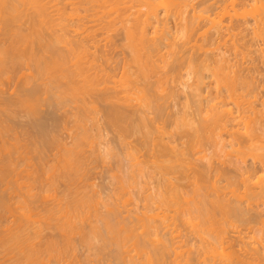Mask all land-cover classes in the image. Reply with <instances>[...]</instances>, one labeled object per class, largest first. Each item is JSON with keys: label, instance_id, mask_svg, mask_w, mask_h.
I'll use <instances>...</instances> for the list:
<instances>
[{"label": "bare ground", "instance_id": "obj_1", "mask_svg": "<svg viewBox=\"0 0 264 264\" xmlns=\"http://www.w3.org/2000/svg\"><path fill=\"white\" fill-rule=\"evenodd\" d=\"M62 1H65L63 3L64 6H62V3H61ZM62 1L61 0H0V25L2 24L1 25L2 28L0 29V33L3 32V34L9 38V40L7 39L8 40L7 43L0 44V73L1 74H3V73L8 74V72H10L9 73L10 75L12 73L15 74L14 72H16V69L19 68L20 66L23 67V64H25V65L27 64V66L31 67L30 65H32L31 63H33L34 68L32 69V67H33V65H32L31 69L32 70L35 69L37 74L41 76V77H38V79L42 78V80H40V82L44 80V83H46L47 82L46 80H48L46 78H48V77L50 78V75H52L53 71L57 70L56 71L57 72L56 79L54 78L55 80L50 81V79H49L46 86L43 82H41V84H39L40 83L39 82L37 85L33 86L32 89L29 90L30 92L27 91L28 92L27 93L25 91V93L21 92L22 94L18 93L19 95H17L18 97L15 98L16 100L12 99V102L14 104L12 102H9L11 100L7 101L8 100L7 97H6L7 100L5 102H2L3 96L2 97L0 96V98H2L1 104L3 106L6 105V107L4 109H2V111L4 110L3 111L4 113H5V111H9L10 106L8 108L7 104H10L11 106L12 105L16 106L15 104L19 103L21 106L23 104L24 106L29 108L28 110H30V111L27 110L26 112H31V108L33 110L35 108H37V106L41 102V98H43V99L45 98L44 95H42L44 97L41 96V94H43V93H41L42 88H43L42 87L43 84H44V87H46V89H45L46 93L44 92L45 95L46 94L49 95V93H47V92L50 90V93H53V94L55 93V96H56V94H58L56 98H57V100L59 99V101L60 100L65 101V100H67L66 99L67 97L69 99L72 96L71 97L72 100L74 99L75 101L74 100L73 101L78 103V106H77L78 108L75 107V109H79L75 113V116L77 115L76 116L77 118L75 119V121H72V122L70 121V122L72 124H73V122H74V124H75V122H77V124H75V129L77 130V128L79 126L80 128L81 127L83 128L82 129L83 131L80 132V128H78L79 131L78 130L77 131L79 133L78 132L75 133V131L73 132L74 142L72 143V140H71L72 146L69 144L70 146L68 147L65 144L67 142L66 141V142H64V145H66V146L61 147L62 149L60 152L62 154H60L61 159L59 158L60 159V164H59L60 167H58V166H57L58 168L56 167L59 170H55L52 175L50 173L49 176L51 175V180L48 179L50 181V184L52 186H55L56 182L59 179H62L64 181L68 180L67 182H71L72 180H74L75 183L78 182V180L82 177V172H84V170H86V169H84L85 168V162L84 161L86 159V156L83 155V152L85 149H87V148L90 149V147H91L92 154H94L99 159L102 158V156H103V155H101V151L99 149V146H97V144L99 142L97 143V139L95 138L96 136L92 134L93 136L90 137L92 132L90 131L91 133L89 132V135H88L89 129L88 128L86 129L87 123H85L86 125H83V123H82L84 120V117H82V116L86 115V113H88V112L93 111V109L95 110V108H96V106L93 105V103H92V106L93 107L95 106L94 108L91 105H89L90 103H87V98H89L92 95L97 96L98 98H101L105 101H112V100L115 101V99L118 100L119 98H121V101L123 100V105H120L121 108L118 107V105H117L118 103L120 104V101L119 102L115 101L117 103L116 104L117 106L113 105V103H115V102L110 103L111 105L109 107H107L108 103L105 105L106 106L105 107V112H106L105 116L107 115L106 116V117H108L107 120L109 119L112 124H115L116 126H118L117 128L120 129V130L119 129L118 130L121 132L120 135L123 136L125 139H127L126 137H128V136H129L128 138H130V135H133V134H138L141 136V146H144V148H146V150H148L150 152V153H148L147 156H149V154H151L150 155L151 160L149 161L147 158V161L150 162L148 164L151 165V163H152V166L154 167V169L159 170L160 173L162 174V178L163 177L164 178L161 181L162 178L159 176L161 178V179H159V182H158L159 184H157V186L159 185V187H158L159 189H157V187H155L156 190H158V191L154 190L155 191L154 193L156 195H153L154 193H151V192H149V193H151V195H149L147 193V191H144V193L145 192L147 193V195L145 194L146 197H144L145 195L143 196L144 197L143 201L145 200L144 201L145 204H143L144 210L142 211V209H141L139 211L138 207H137V210L140 213L137 210L134 211L135 214L137 212L138 215L137 214L135 215L133 213V215H135L134 217H136L135 220L132 216L133 220H131V218H130V221L128 220V222H127V220L125 221V219H122V220L118 219L115 221L114 216L116 217V215H113L114 211H112V209H111V212H112L111 215H113L112 216L113 219L110 218L111 215L109 216V214L108 215L105 214V210H104V214H103L101 207L104 205H102L101 199H100V197L102 195L99 193L101 195L99 197L98 194L95 195V192L93 193V195L90 194L91 192L85 193V192H89L92 188L89 189L88 191H85V192L80 191L82 188L78 189L77 186H75V188H72V185L75 184L72 182L73 184H71L70 188H68L69 191L67 193L65 192L66 193L65 196L67 198L66 202H64L62 204L61 202L58 201L61 205L58 206L59 204L57 205V203H56V206L59 207L58 209L56 208V211L53 209H51V210H53V211H51V210H48L46 208L48 210L47 215L46 214L41 215L43 212L41 213L40 210L38 211L41 213V214H39V216L41 218H39V219L37 218L38 219L37 223H38V221H45L46 225L48 227L56 228V229L59 228V230L61 231V234L63 236V237H61V235H60V237L64 239L62 243H60L59 241L54 240L52 238H50L52 240H48L46 238L47 239L46 243H41V242H43V240L40 241V243L42 245H40V243H38L36 241L39 238L41 240V237H43L44 226L43 227L41 226L37 230H34V229H32L33 225L31 226V228H29L30 226L27 225V223H25V221L26 222L29 221L28 219H30V221H31V218H30L31 214L33 216L36 212L34 214L30 213L28 215V213L31 212L28 209L32 208V207L30 208V205H29L31 200H29L30 202L28 203L26 201V199L23 197L24 200L22 199L23 201L21 203L19 210L22 209L24 216H21V215L20 216L25 217V219H23L21 222H19V224L16 221H14V223L15 222L17 223V225H15L17 227H13L14 223L12 224V226L10 225V227H8L9 225H7L5 227V228L8 227L7 230L11 229L12 227L13 228L11 229L12 231H8V233L6 231L7 234H5V229H4V234H2L0 236V238L2 237L1 240L3 239L4 241L7 238L6 242H4L3 240H2L3 243L0 242V246L2 248L4 247V249H5V250L3 249L2 251L0 250V255H2V254L5 255V253L7 251H9V252H7L9 254L12 251H13V253L15 251L16 252L18 251V253H16V254L14 253L15 256H11V254H13V253H11L10 255L9 254L6 255V256H10L13 259H15V262L17 259L18 262L16 264H44V263H46L45 262L46 258H47V260L49 259L48 261H50V263H52V260L50 259V257L55 258L56 260H57V258H59L58 260L61 261L62 258L64 259L63 255L66 252L65 250H67V251L70 250V252L72 251L71 255L74 254V255H72L74 258L75 253L77 252L76 247L79 248V246L75 245V241H76V240H74L75 233L79 234V233H82L84 231V229L87 230L86 227L82 226V225H84V223L82 224V222H84L85 219L87 220V219H89V217H91V215H88V214L93 211V209H91V208L95 207V209H94L95 212H93V214L95 213L94 217H96V214H97V216H99L98 218L100 221L97 220L96 222H92V223L97 224V223L101 222L102 226L100 224L93 226V224H92L90 226V228L93 226V228H91L93 231L88 230V232H90L91 234L93 233V236L96 235L95 236L96 240H94V241L101 242L100 244H96V246L101 245L99 248H101V250H103V251L108 250V248L110 249L109 246L113 247L112 244H115L114 247L117 248L116 249L117 253H114V254L116 255L117 261L122 260V261H120L121 263L123 262L124 264H168L167 262H170L171 260H168L167 257H169V254L172 253L171 251H173L174 246L176 244H178L179 242L181 243L182 240L180 241V238L181 239H183L182 237L185 238V236L180 235V234H182V232H183L182 230H184L183 228L185 227V230L187 231V232H185L186 233L185 235H186V239H187L188 243H190V240H191V243H193V240H195V242L198 240L197 241V242H199L198 247L200 246V248L198 249V247L196 248L194 246L196 249L193 250L191 243L188 246H185L187 242L185 241V239H183L185 241V244L182 241L184 245L182 247L179 245L175 246V251H178V252H174L175 254L172 253L174 255L172 263H174V264H264V212H263L264 210L262 211V208L260 209V207L263 206V205L260 206V204H262V203L264 204V114L262 112V115H261V111H259V109H257V105L259 102L261 103L260 100L262 98L261 94L259 95L260 91L257 92L258 88L255 85V83L258 84V82L256 80H254L255 78L253 76L255 74L253 75V73H248L249 76L253 75L252 76L253 80H251L250 79L251 77L249 79L245 78L241 74H238L235 69H233V65L231 63L232 61L230 60L231 62H229L230 57H228L227 59L225 58L226 56H228V54L231 55V53H229L228 50H227L228 54H226V52H223L226 54V56L223 53L219 54V52H222L221 49L219 50V52L217 51L218 54L215 52V56H213L214 53L212 55H210L211 53H209V51L207 53L209 55H205L207 50L210 49L208 47L210 46L211 43H212L211 44V46H212L213 44H216L214 41H216V42L217 41H223L222 39H224L226 36L232 38V40H233V38L236 39L237 37L241 36L238 38L240 40V42H241V39L243 41V42H241V44L243 43L242 45H244V46H242L241 48L243 49V47H244V49L249 52L250 51L249 47L253 46L251 41L247 42V46L244 43L245 41H247L248 35L250 36V33H248V32H252V34H251L252 36H254L253 34H255L256 37H257V34H258V36L259 35H262V37L264 36V6L260 7L262 5V3H264V0H193V1H195V3H190L191 0H188V1L184 0L185 2L187 1L186 5H184L185 2L180 0L183 2L182 4L185 7L184 11H183L184 8H182L181 4H179L181 2H178V0H164V1L163 0L162 1L161 0H62ZM258 3H261V5ZM67 6H71V8H68L69 10L71 9V12H66ZM160 6H161V8H160ZM163 7L165 8L164 9L165 12L163 14V17L160 19L159 18V15H160L159 11H161V9ZM186 8L187 9L189 8V9L186 10ZM50 9H52V10H50ZM53 10L56 12V15H58L57 17H59V18H60V16H61V18L63 16V18L65 19V16L66 17L68 16V18L70 16V19L72 21L77 20V22H80L81 25L75 21L77 27L73 26L74 31H73V29L69 28L71 26H67L71 31H73L76 34L75 35L76 37L71 36L72 37L71 38L70 35L68 34V32L70 30H68V28H67L66 30L68 32H66V30L64 29L65 32H63L62 34H58V32H55L57 34L55 35V33H54L55 37H53V39L51 38V36H48L51 39L47 38L46 34L44 33V28L46 29L47 21L51 18L50 12L52 13ZM80 10L83 11L84 15H81L82 12ZM66 13H67V15H66ZM173 14L176 15L178 20L180 21L181 27L179 28V31H177V32H179V34L181 33L185 37L184 39H187L186 41L184 40V42H183V40H181V38L183 39V36H181V34H180V36H181L180 40L181 41L178 40V42H177V38L179 39V36H178L179 34L177 33L178 34L177 35L176 32L173 31V29L171 27H167V24H169L168 26H171L170 21L168 22V18L171 17L170 19H172ZM164 16H165V18H164ZM70 19H69V21H70ZM82 20H85V21H83L84 23L82 22L83 25L81 23ZM65 22H67V21L65 20ZM85 22L86 23L92 22L93 24L96 23V24H94L95 26L93 25L95 28L93 33H95V30H98L99 27L101 29L102 28L104 29V26H105V28H106V26H108L109 29H107V31L109 30L108 32H110V28L113 27L114 29H116L119 26L118 29L121 30L123 40L121 41L120 45L117 46L115 44V46H116L115 48L117 49V51L119 50L118 52H122L124 54V55L121 54L123 57L125 55H128V53H129V57L125 56L124 58L122 57L123 60L122 59L120 60V58L114 59L112 56H109V53H107V52L111 53L112 51L110 49H109L110 50L109 51L107 49V47L105 48V46L108 45L107 43H109L110 40H108V42L104 41L105 38L103 40L102 37H101V39L105 42L104 43L105 45L104 44L103 45L101 44V45L104 46L105 50H108L107 52H105V50L103 49V51H104L103 54H105V56H102L103 54H101V56H100V55H97L96 53L92 52L94 50H91V48L89 46L90 41L93 42V45L95 43L96 46L94 45V47L98 46L96 48L97 50L99 47H101V45H100L98 40L97 41L94 40V39H96L93 36L95 34L91 33L87 29V26L89 27L91 25H89L88 23H87L88 25H86ZM160 22H161V24L158 25V23H160ZM57 23L59 24L60 22L56 21V24ZM53 24H54V22H53ZM56 24H54V26ZM98 24H99V26H98ZM155 24L158 25L157 26L158 28L164 29L165 33L169 34V35H167L166 37L165 36H163V37L159 36L158 37V36H155V35H157V33L155 32V35L152 37L151 35L153 33H150V28H153V26ZM67 25H69V24H67ZM85 25H86V29L88 31L85 28H83V26L85 27ZM100 25H102L103 27ZM162 25L164 26V28L162 27ZM177 25L179 27V23ZM75 28H76V30H75ZM82 28L85 29V33H87V35L82 36L85 33L84 32L80 33V31L78 32V30L79 29L81 30ZM89 28H92V26ZM158 28H156V29H158ZM166 28H168V30ZM169 28H170V31H169ZM201 28H203V29L206 28L204 33L207 36L201 32L202 34L198 37L201 38L202 35H205L207 37L206 41H208L210 43V44H208L209 46L207 45L208 49H205L206 52L204 51L205 52L204 54H202L203 51L201 52L200 50H197L198 48L197 49L195 48V44H194L195 40H193L194 37L196 36V35H194V33L197 32L199 29L202 30ZM92 29H90V30H92ZM154 29H155V27H154ZM52 30H54V28ZM166 30H167V32H166ZM176 30H178V29L176 28ZM111 31H112V29H111ZM155 31L158 32V30H155ZM172 31L175 33V35L177 37H175V35L172 34ZM59 32H61V31H59ZM113 32H114V30H113ZM246 32L248 35L245 34ZM50 33H51V31H50ZM89 33H91L93 35H91ZM115 33H113V34H115ZM199 33L200 32L198 31L197 34L199 35ZM103 34H105V32ZM72 35H74V34H72ZM192 35H194V37ZM244 35H247V38H245ZM1 37L4 38L5 36L1 35L0 38ZM95 37H97V36H95ZM191 37H193L192 40L194 41V43H193L194 47L193 48L190 47V45L192 44V41H190ZM226 38H225L226 45H229V42H228L229 39L227 40ZM243 38L246 40H243ZM101 39H99V40H101ZM108 39H109V37H108ZM110 39L112 40V38H110ZM163 39H164V41H167V42L165 43L164 41H162ZM238 39L235 40V42L237 41L236 42L237 45L240 44L238 42L239 41ZM0 41H2V40H0ZM110 42L112 43L113 41H110ZM163 42H164V45H163ZM175 42H177V43H175ZM180 42H181V44H180ZM235 42L233 41V44L231 42L230 45L232 44L233 46H236L235 48L239 49L237 47V45L235 44ZM249 42L251 44H249ZM91 43H90V45H91ZM178 43H179V45H177ZM60 44H64V45H62V46H65L64 50L62 49ZM248 44L251 46H249ZM58 45H60L61 51H60V49H58V47H59ZM161 45H162V47H161ZM188 45L190 48L188 47ZM197 45H198V43H197ZM202 45L204 46V43L201 44L200 47ZM112 46L114 48V44L113 45L111 44V47ZM166 47L171 48V49H169L170 54L168 53V51H167L168 49H166ZM102 48L103 47H101L99 50L102 51ZM108 48H110V47H108ZM113 48H112V50H113ZM162 48H165L166 50H164V49L162 50ZM205 48H206V46H205ZM219 48H220V46H219ZM219 48H217V49H219ZM232 48H234V47H232ZM121 49H123L124 51H121ZM237 49H235V50L237 51ZM114 50H113V52H114ZM189 50H190V52H189ZM191 50L193 51V53H191ZM194 50L200 51V54H202L205 58H203L199 54V52L198 53H197V51L194 52ZM211 50H213V49H211ZM239 50H241V49H239ZM161 51H164V52L166 51L169 55H171L170 64L168 67L169 68L168 72H167V70H165L166 71L165 72L163 67H159L160 64L163 62L162 59H164L163 54H162L164 52L161 53ZM215 51H216V49H215ZM231 51H233V50H231ZM99 52H98V54H99ZM125 52L127 54H125ZM166 52L164 53V56H167ZM242 52L245 53V56L249 55V53L244 52L243 50L241 51V54H242ZM194 53H196L198 55L195 54L196 55L195 56ZM115 54L117 55V53H115ZM241 54H239V55H241ZM112 55H113V53H112ZM208 56H213V57L208 58ZM260 56H262V54ZM161 57H162V59H160ZM243 58L245 59L246 57H243ZM262 58H263V56H262ZM166 59H167V57H165V60ZM159 60H161V63L157 62ZM165 60H164V63L166 62ZM167 60H169V58ZM171 60H173V61H171ZM227 60H228V62H227ZM239 61H236V62L238 63ZM186 62L189 65H187V66L185 65L184 66L185 70H182V72H181V69H182L184 63H186ZM166 63L168 64L169 61ZM229 63H231L232 66L229 65ZM246 64H248V63L246 62ZM213 65H215V66H213ZM239 65H242V64H239ZM239 65H238V67H239ZM251 65H252V63H251ZM27 66H26V68H27ZM161 66H162V64H161ZM165 66L167 67L168 65L164 64V68H166ZM117 67H119V68H117ZM186 67L188 70L186 69ZM159 68H161L160 71H159ZM244 68H246L247 72H249L248 69H250L251 67H248V66L245 67L244 66ZM254 68H256V65ZM116 69L119 70L118 73H117ZM162 69L164 71L163 73H162ZM253 69H250L251 72L254 71ZM242 70L244 72V69H242ZM246 70H245V72H246ZM183 71L184 72L186 71V74ZM208 71H210L212 74L211 78L214 77V80L211 79L212 82H210V83L206 82L207 80H206L205 74H207ZM28 73H30V71ZM182 73H184V75H181ZM31 74H32V72H31ZM46 74L48 77L46 76ZM48 74H50V75H48ZM118 75H119V77L121 76V79L118 77ZM29 76H31V75H29ZM8 77H10V76H8ZM44 77H46V78H44ZM116 77H118L119 79ZM176 77L177 78L180 77V80L178 78L179 81H177L175 79ZM185 77L188 80H191L190 82H188L186 80L188 82V84H187V88L186 89L184 88V89L185 90H191L190 92H187L189 94L191 93V95L189 96V94H188L187 97L188 98L190 97L189 101L191 100V97H192L191 102L196 108V112L194 110V112L196 113V116H197L196 118L194 116V117L189 119L188 118L189 116L186 115L185 113H182V115L180 117H177L178 112L176 113L172 109H170V110H172L170 112L167 111V108L169 110V108H170L169 106L171 104L168 103V104H170L169 106L165 104L166 101L168 100V98H171V97H173V99L175 98L174 97L175 96L174 90L171 89L173 87V85L169 89V86H171L170 81L172 80V82H174V80H175L177 82H181V85H182V82L185 81V79H186ZM11 78H12V76H11ZM31 78H32V82H33V79L37 80L35 78V76L34 77L31 76ZM183 78H184V80H183ZM8 79H10V78H8ZM181 79H182V81H181ZM101 80L103 82H105V84L103 83L104 85L102 84V82L100 84ZM118 80H122L121 83H119L120 81H118ZM28 81H31V80H28ZM28 81L26 84L29 83ZM38 81L39 80H37V82ZM108 81H109L110 85H113V87L108 86V84H109V83L107 84ZM253 81H255V82H253ZM115 82H117V84H115ZM30 83H29V85H30ZM112 83H114L115 85H118V86H115ZM33 84H36V82L35 83L33 82L30 86H27V87L31 88ZM65 84H66V86H65ZM101 85L104 86V88L106 85V87H108V89H112V92L106 88H105V90H108V92H105L104 88L102 87V91H104V92L101 93L100 92L101 91L100 90ZM176 85L178 86V84H176ZM183 86H184V82H183L182 87ZM182 87H180L179 89L184 90V89H182ZM184 87H186V86H184ZM261 87H262V85H261ZM29 88H26V89H29ZM173 88H175V87H173ZM209 88L211 91L210 92L208 91L209 92L208 93L207 90H209ZM26 89H24V90H26ZM53 90H55V92H53ZM176 90H177V87H176ZM204 90H206L205 93H204ZM19 91H21V90H19ZM109 91L111 93H109ZM187 93H185V94L187 95ZM206 93L211 96V97L209 96L210 97L209 99L207 98ZM202 95H203L204 99L205 98L208 99V102L206 103V105L203 104V101L205 102V100L201 99V98H203ZM55 96L53 95V98H55ZM262 96H264V95H262ZM187 97H186V99H188ZM49 99L51 100V96ZM92 99H95V97ZM45 100H48V99L45 98ZM50 100H48V101H50ZM161 100H163V101H161ZM262 100H264V99H262ZM52 101L57 102V101H55V99H53ZM61 101H60V103L63 104V102H61ZM45 102H44V104H46ZM68 102L72 103V101H70V100ZM124 102H126V103L124 104ZM58 103H56V104L58 105ZM66 103H67V101H66ZM97 103H94V104H96V105L100 104V102L98 104ZM76 104H75V106H76ZM2 105H1V107H2ZM40 105L42 106V104H40ZM68 105H69V103H68ZM124 105H125V108H124ZM21 106H20V108H21ZM50 106H53V104ZM54 106H56V105H54ZM59 107H60V104H59ZM63 107H65L64 104H63ZM56 108H58V107H56ZM89 108L91 109V111ZM100 108H102L101 112L103 111V113H104V110H103L104 106L103 107L101 106ZM37 109H39V108H37ZM97 109H99V107H97ZM97 109L95 111H97ZM53 110H55V109H53ZM191 111H192L191 114H193V110H191ZM18 112H20V110ZM36 113H38V111H36ZM55 113H57V112H55ZM195 113H194V115H195ZM28 114H30V113H28ZM65 114H67V113H65ZM89 114L91 116V114H93V113H89ZM69 116L71 117L73 115L69 113ZM75 116H73V117L75 118ZM79 117L83 118V119H80ZM85 118H91V117H88V114H87ZM95 118H96V116H95ZM156 118L163 120V123H162L163 126L155 125V123L158 122ZM84 121L86 122L87 120H84ZM93 121H94V118H93ZM55 122L59 123L58 120H55ZM95 122H96V120H95ZM105 122L107 124V121H105ZM164 123L166 125H164ZM79 124H81V125H79ZM108 124H109V122H108ZM240 124L241 125L244 124V129H245L244 131L241 130L242 128L240 129V127H241ZM10 125H12V124L9 123V125H8V123L5 121V119H4V121H2V120L0 121V138H1L0 140H1V142L3 141L2 146H4V147L5 146H12L10 148H12V149L15 148V150L18 151L19 147H21V145H22L19 141V138L15 137V139L18 138V139H16V141L18 140L17 142H12L10 138H9L10 140H7V137H8L6 135L7 132H9L11 130L14 132V130H15L14 128H13L14 129L13 130ZM115 125H113L114 129H115ZM35 126H36V128H35L36 134L38 135L37 131L38 132L40 131L39 134L41 133L40 138H42V139H40V138L39 139L41 140V143L43 144V146H46V145L50 146L52 139L51 140L49 139L50 130H47L48 127H46L45 122L42 123V121H41L40 124L37 123V124H35ZM109 126L111 127V124H109ZM113 126H112V128H113ZM37 127L39 130L37 129ZM60 127H62V126L60 125ZM73 127H74V125H73ZM73 127H71L72 130H74ZM154 128H155V130L153 131ZM51 130H52V128H51ZM109 130H111V129L109 128ZM156 131H157V133L159 132V134H161V135H159V137L157 136L158 134L156 136L153 135L154 132H156ZM52 132L55 133L56 131L54 130ZM71 132L72 131H70L69 133H71ZM10 133L11 132H9L8 134H10ZM73 134L71 133V138L73 137ZM166 135H167L168 140L165 138ZM12 136H14V135L12 134ZM52 136H53V134H52ZM98 136L100 137V135H98ZM32 137L38 139L37 136L34 137V135H32ZM67 137H68V134H67ZM50 138H51V136H50ZM53 138H55V137H53ZM91 138H92V140L90 141ZM101 138H102V134H101ZM118 138L120 139L121 137L118 136ZM135 138L138 139V137H135ZM33 140H32L33 143L34 142L36 143L35 144L36 150H38L40 148V146H37L38 141L36 142L35 139H33ZM55 140H56V138H55ZM116 140H117V138H116ZM133 140H132V142H134ZM86 141L88 142V144L85 143ZM118 141H120V140H118ZM18 142H19L20 146H18ZM27 143H25V144H27ZM95 143H97V144L95 145ZM86 144L88 145L87 148L84 147V146H86ZM120 144L121 143L119 142L118 146H121ZM125 144H127V143H125ZM207 144L217 148L221 153L223 152L222 154H224V156H226V154L224 152H227V155H229V157H228V162L227 161H225L226 163L223 162L225 164V166L218 164V166H222V167H215L213 165L214 161H212V155L213 154L211 155V157L210 156L209 157H207V156L203 157V158L207 159V161H205V162L203 161L204 162L203 166H201L202 164L197 166V163L195 161H194L195 163L193 162L192 156H195V154H197V153H202V151H201L202 146H205ZM106 145H104V146H106ZM115 145H116V143H115ZM136 145L135 146L131 145V147H130V145L124 146L125 155L129 159V161H128V162H130L129 164H131V166L129 165L131 168L127 164V167H129L128 170L130 173L128 172V174H126L127 173V170H126V173H125L126 175H119L118 174L119 175V178H117L118 183L116 182L117 184L120 185V189L122 192L121 197L126 202L124 204V201H123V204L125 205V206H123L124 208L122 207L123 209L127 208L126 204L135 205V203H133L135 201V199L132 195L133 191L132 192H129V191L133 190L130 187L131 186L133 187V185L136 183V180L140 181V183H141V180L136 179V174H137L136 172H138V175L141 177L142 176L145 177L144 174H146L144 164H147L146 163L147 161H145L144 164H143V162H141V161H143L142 160L143 158L140 160L141 156L138 154V147H137V149H135ZM33 146H34V144H33ZM179 146H181V147L179 148ZM107 147H108V145H107ZM228 147L233 149V151L232 150L226 151ZM0 148H2V147H0ZM108 148H107V152H108ZM116 149H118V148L116 147ZM120 150H122V149H120ZM8 152L9 151H7V153ZM11 153H12V151H11ZM104 153L106 154L105 151H104ZM117 153H119V152H117ZM139 153H142V151H139ZM231 154H234V155H231ZM125 155H124V157H126ZM90 156H92L94 158L93 155H90ZM10 157L11 156L9 155V158L7 157L8 159H6L4 162L1 161V163H3V164H1V166H0V177L3 176L2 178H4V174L6 172H8L9 169H11V167H13L12 165H15L14 159H12V157L11 158ZM119 157L121 158V156H119ZM191 157H192V159H191ZM220 157L222 158V155ZM109 158H107V159H109ZM116 158H117V156H116ZM145 158H146V153H145ZM250 158L252 159V162L250 161L251 163L248 164L249 163L248 160ZM0 159H3V158H0ZM114 159L115 158H113V160ZM88 160L90 161V159H88ZM110 160H111V158H110ZM105 161H108V160H105ZM108 162H110V161H108ZM199 162H198V164H200ZM219 163H221V162L219 161ZM86 164H88V162ZM105 164H106V162H105ZM102 165H103V163H102ZM147 165H146V167H147ZM215 165H217V164H215ZM152 166H151V168H152ZM134 167H137V169L135 168V170H134ZM123 168H125V167H123ZM147 169H148V167H147ZM154 169H152V171ZM43 170H42V172H43ZM119 170H120V168H119ZM114 171L112 172V174L116 175L117 173H114ZM45 172L47 173L48 171H45ZM123 172H125V171H123ZM9 173L11 174V170ZM9 173L7 175H9L8 177L10 179H12ZM44 173H43V175H46ZM147 174H149L151 176L150 173H147ZM41 175L42 174H40V177L34 178V180L38 181L39 184L41 183L43 185L44 182H42V181L46 180L48 177L45 176L46 179H43L45 177H42ZM83 176H85V175H83ZM87 176H88V174H87ZM83 178H85V177H83ZM17 179H15V181ZM86 179L88 181V177ZM216 179H218V181ZM21 180L23 181V179H21ZM219 181H222L221 183L223 185L220 184ZM24 183H26V182L24 181ZM7 184L9 185V183H7ZM7 184L5 183L6 186H7ZM11 184H12V182H11ZM23 184L21 183L20 185H23ZM92 184H94V183H92ZM92 184H91V186L93 187ZM136 184H135V186H137ZM20 185H18V186L21 187ZM46 185H48V183L45 184V186ZM77 185H78V183H77ZM80 185H81V182H80ZM86 185H87V183H86ZM119 185H116V186H119ZM27 186H28V184H27ZM52 186L49 185V187L47 189L46 188H43V189L41 188V189L42 190H44V189L49 190V188H51ZM68 186H69V184H68ZM187 186H188V188H190L189 191H186ZM34 187L35 186L33 185V187H31V188L29 187V188L34 191ZM63 187H65V186L63 185ZM73 187H74V185H73ZM96 187H97V185H96ZM96 187H94V188H96ZM7 188H8V186H7ZM39 188H40V185H39ZM87 188L88 187H86V189ZM1 189H0V191H1ZM4 189H6V188L4 187ZM25 189L27 190V188H25ZM35 189H37V187ZM62 189H64V188H62ZM97 189H98V187H97ZM120 189H118L116 191L114 189V191L116 193H118V191H120ZM38 190H40V189H38ZM52 190L50 189L49 192H51ZM82 190H85V188ZM184 190H185V192H184ZM4 191H3V193H4ZM33 191H32V196L37 197L36 195H38L39 192L36 193L35 191L34 192ZM93 191L94 190H92V192ZM95 191L97 192L96 189H95ZM111 192H113V191L111 190ZM115 192H114V194H116ZM1 194L2 193H0V195ZM42 194L44 195V193H42ZM49 195H50V193H49ZM140 196H142V195H140ZM1 197H3V196L2 195L0 196V205H1L0 209L2 207H4L3 205H5V208H3V209L8 210L7 208H9V207H7L6 205H8L9 202H7V204L4 202V201H8V200H5L4 197L3 198H1ZM29 197H31V196H29ZM114 197H115V195H114ZM117 197H119V196H117ZM44 198H46L48 200V198H50V197H44ZM42 199H43V197H42ZM114 199H113V203L115 202ZM105 200H107V199H105ZM105 200H104V202H106ZM141 200H140V202H141ZM102 201H103V198H102ZM107 201H110V200L108 199ZM120 201L116 200L117 203H119ZM33 203L36 204L35 202H33ZM33 203H32V205H33ZM100 203H101V207H100ZM107 203H109V202H107ZM107 203H105V205L108 206ZM54 204H55V202H54ZM115 204L116 203H114V205ZM123 204L119 203L118 205L122 206ZM36 205H38V204H36ZM42 205L43 204H41V206ZM98 205H99V208H98ZM112 205L113 204H111V206ZM129 205H127V206H129ZM8 206H10V205H8ZM49 206H50V204H49ZM109 207H110V205L106 208L107 211H108ZM116 207H118L117 204H116ZM135 207H136V205H135ZM44 208H45V206H44ZM129 208H130V206H129ZM49 209H50V207H49ZM117 209H119V208H117ZM133 209H135V208H132L131 210H133ZM114 210H115V208H114ZM100 211H101V213H100ZM126 211L128 212L127 209H126ZM111 212H109V213H111ZM116 212H118V211H116ZM0 213H1V211H0ZM86 213H88V214H86ZM120 214L121 213H119V215ZM16 215L18 216V214H16ZM84 215H85V218L83 219ZM124 215H126V214L124 213ZM0 216H3V215H0ZM10 216H12V215H10ZM17 216L15 217L13 215L14 218H17ZM34 218H35V216H34ZM32 220H33V218H32ZM94 220L95 219H93V221ZM5 221L8 222L9 219H8V221L7 220H5ZM86 222H88V221H86ZM89 222H91V220ZM40 223H42V222H40ZM39 224H37V225H39ZM242 224H243V228L245 227L244 229L247 230L246 235L242 233V230H243ZM3 226H5V225H3ZM179 226L180 227L183 226L182 230L180 229L181 231L179 230ZM239 226H241V227H239ZM26 227L28 229H30V232L34 230L35 233L28 232L29 230ZM88 228H89V226H88ZM239 228H242V230H240ZM140 230H141V232H140ZM0 232H2V231H0ZM9 233H10V235H8ZM44 233H46V232H44ZM84 233H85V231H84ZM90 233H88V236L83 234L84 236L82 235L83 236L82 238L80 237L81 235H79L78 237L81 238V240L84 238L82 241H83L84 245L86 243V246H87V244L90 245V243H91L92 246H88V248L91 250V248L93 247V245H95V243L91 242L92 240L90 239V237L91 238H93V237L91 236ZM32 234H34V235L32 236ZM3 235H7V237L5 236L6 238L5 237L3 238ZM46 235H48V234H46ZM58 236H59V234H58ZM49 237H51V236H49ZM78 237H76V238H78ZM97 237H99L100 240L99 239L97 240ZM44 238L45 237H43V239ZM77 241H78V239H77ZM200 243H201V245H200ZM2 244H5V245H2ZM43 244L45 245V247ZM76 244H78V242ZM130 245H131V247L133 246L132 250H134L136 252V254L138 255L137 258L134 257L135 254H134V256H132V255L129 256L130 251L127 248ZM42 246H43V248H42ZM184 246H185V248L188 247L187 251L184 250L185 249V248H183ZM131 247L129 249H131ZM179 247L183 248V250H181V248H179ZM2 248H0V249H2ZM88 248H86V249H88ZM99 248L97 250H99L102 254V251ZM197 249H198V251H197ZM97 250L95 252H97ZM110 250H108V254L110 253ZM4 251H6V252H4ZM92 251H93V249H92ZM111 251L113 252V249ZM134 251H132V252H134ZM1 252H2V254H1ZM89 253H90V251H89ZM98 253L99 252H97V254ZM17 254H18V257H17ZM88 254H87L88 257H85V259L89 258V256H91L90 254L89 255ZM114 254L111 253L110 256H113ZM79 255H80V253H79ZM104 255L105 254H103V256ZM115 255L113 257H115ZM67 256H68V253H67ZM77 256L78 255H76V257ZM128 256H129V258H128ZM2 257H4V256H2ZM2 257L0 256L1 259H2ZM10 257H8L9 258L8 261L10 260V264H11V261L13 259L12 258L10 259ZM15 257H17V258H15ZM71 257H70V259H71ZM4 258H6V257H4ZM81 258L83 259L84 257L81 256ZM93 258H94V255H93ZM97 258L95 255V259H97ZM99 258H100V256H99ZM1 259H0V264L4 263L3 262L4 260H1ZM75 259H77V258H75ZM85 259H84V262H86V263H82V264H87V263L92 264L91 262H94L93 260H95V259H93L89 263L90 259H88L87 261ZM22 260H24V261H22ZM58 260L56 262H58ZM65 260L68 262L67 259H65ZM108 260H109V258H108ZM53 261H55V260H53ZM70 261L75 262L76 260L72 259ZM77 261H78V259H77ZM77 261L75 262V264L81 263V262L77 263ZM12 262L14 263V260ZM63 262L65 264V261L62 260L61 263H63ZM73 262H71V264ZM97 262H99V260L96 261V264H97ZM120 262H118V263L121 264ZM103 263H105V261ZM114 263L117 264V262H114ZM99 264H100V262H99ZM106 264H109V263H106Z\"/></svg>", "mask_w": 264, "mask_h": 264}, {"label": "rangeland", "instance_id": "obj_2", "mask_svg": "<svg viewBox=\"0 0 264 264\" xmlns=\"http://www.w3.org/2000/svg\"><path fill=\"white\" fill-rule=\"evenodd\" d=\"M62 1V0H61ZM162 1V0H161ZM164 1V0H163ZM183 2H185L184 0H182ZM182 1H180V0H178V2H181V3H179V4H181V6H182V8H184L183 9V11L185 10V7H184V5H186L187 4V1L184 3V5L182 4L183 2ZM65 1H62L61 3H62V6H64V3ZM190 3H195V1H193V0H191L190 1ZM258 4H260L261 5V3H258ZM264 3H262V5L260 6V7H263L264 5H263ZM190 5V4H189ZM259 6V5H258ZM188 7V6H187ZM68 8H71V6H67V8H66V12H71V9L69 10ZM160 8H161V6H160ZM200 8V7H199ZM164 7L161 9V11H159V18L161 19L162 17H163V14H164ZM189 9V8H188ZM187 8H186V10H188ZM250 9V8H249ZM50 10H52V9H50ZM81 11V10H80ZM82 12V14L81 15H84V13H83V11H81ZM55 13V14H54ZM50 19L47 21V25H46V29L44 28V33L46 34V36H47V38H50V37H48V36H51V38L53 39V37H55L54 36V33L55 32H58V34H62L63 32H65V30L68 28L67 26H71V27H69V28H71V29H73V26H76V23H75V21L77 22V20H71L70 19V16H69V18H68V16L66 17L65 16V19L63 18V16H62V18L64 19H62L61 18V16H60V18L59 17H57L58 15H56V12L53 10L52 11V13L50 12ZM66 15H67V13H66ZM69 15V14H68ZM173 17H172V19H170L171 17H169L168 18V22L170 21V25L171 26H168L169 24H167V27H171L172 29H173V31H175L176 32V34L178 33L179 34V32H177V31H179V28L181 27L180 26V21L178 20V18H177V16L176 15H172ZM55 17V18H54ZM57 17V18H56ZM164 18H165V16H164ZM163 18V19H164ZM53 21H52V20ZM69 19H70V21H69ZM170 19V20H169ZM60 20V21H59ZM65 20L67 21V22H65ZM88 20V19H87ZM56 21L57 22H60L59 24L57 23L56 24ZM62 21V22H61ZM64 21V22H63ZM80 21V20H79ZM83 21H85V20H82L81 21V23L83 22ZM89 21V20H88ZM179 21V22H178ZM53 22H54V24H56L55 26H54V24H53ZM162 22V21H161ZM161 22L160 23H158V25L159 24H161ZM77 23H79L80 24V22H77ZM84 23V22H83ZM83 23H82V25H83ZM86 23V22H85ZM88 23V22H87ZM86 23V25H91L92 26V28H89V27H91V26H87V29L91 32V33H93L94 32V24H96V23H92V22H90V23H88L87 24ZM163 23V22H162ZM179 23V27H178V24ZM67 24H69V25H67ZM2 25V24H1ZM0 25V26H1ZM78 25V24H77ZM81 25V24H80ZM86 25H85V27L83 26V28H85L86 29ZM94 25V26H93ZM158 25H154L153 26V28H150V33H153L151 36L153 37L154 35H155V32L157 33V35H155V36H160V37H163V36H167V35H169V34H166L165 33V30L164 29H162V28H158L157 26ZM98 26H99V24H98ZM97 26V27H98ZM100 26H102V25H100ZM63 29H62V28ZM77 27V26H76ZM80 27V26H79ZM82 27V26H81ZM103 27V26H102ZM154 27H155V29H154ZM161 27V26H160ZM162 27L164 28V26L162 25ZM178 29V30H176V28ZM2 28V26L0 27V29ZM54 28V30H52ZM59 28V29H58ZM68 28V30H70ZM79 29L78 30V32L80 31V33L82 32H84L85 33V29ZM100 28V27H99ZM98 28V30H95V33H93V34H95V35H93V34H91V33H89V34H91V35H93L94 36V38H96V39H94V40H98L99 41V43H100V45L102 44H104L105 42L104 41H107L108 42V40H110V41H113L112 43L109 41V43H107L106 45L107 46H105V48L107 47V49L109 50H111L112 52L110 53V52H107L108 50H105V48H104V46H102L101 45V47H103L102 48V51H103V49L105 50V52H107V53H109V56H112L114 59L115 58H120V60L122 59L123 60V58L126 56H128L129 57V53H128V55H125L124 57L122 56V55H124L122 52H118L117 51V49L115 48L116 46H115V44L118 46V45H120L121 44V41L123 40V38H122V34H121V30L120 29H118L119 28V26L116 28V29H114L113 27L112 28H110V32H108L107 31V29H109V27L108 26H106V28H105V26H104V29L102 28H100L99 29ZM156 28H158V29H156ZM65 29V30H64ZM86 29V30H87ZM90 29H92V30H90ZM111 29H112V31H111ZM167 30H168V28H166ZM202 30H198L200 33H199V35L197 34V32H195L194 33V35H196L195 37H194V35H192L193 37H194V39H193V37H191L190 39V41H192V44L190 45V47H194V45H193V43H194V41L193 40H195V48L197 49V50H200L201 52L203 51V53L202 54H204L206 51H205V49H208V48H210L209 50H207V52L205 53V55H209V54H207L208 53V51H209V53H211L210 55H212L213 53H214V55L213 56H215V52L218 54V52H219V50L221 49L222 50V52H219V54H221V53H223V52H226V54H228V52H227V50L229 51V53H231V55H229L228 54V56H226V54L225 53H223V54H225V58L227 59L228 57H230L229 58V62H231L232 63V65H233V69H235L236 70V72L238 73V74H241L243 77H245V78H250L251 80H253L252 78L254 77L255 79L254 80H256L257 82H258V84H256L255 83V85L257 86V88H258V90H257V92L258 91H260V93H259V95L261 94V103L259 102L258 103V105H257V109H259V111H261V115H262V112H263V114H264V100H262V99H264V96H262V95H264V36L262 37V35H259L258 36V34H257V37L255 36V34H253L254 36H252L251 34H252V32H248V33H250V36L247 34V32L245 33V34H247L248 35V38H247V35H244V37L245 38H247V41H245L244 43H245V45L247 46V42L248 41H251V43H252V47H249V46H251V45H249V44H251L250 42H249V52L248 51H246L245 49H244V47H243V49L241 48L242 46H244V45H242L241 44V42H243L242 41V39H241V42H240V40L238 39L239 37H241V36H239V37H237L236 39L235 38H233V40H232V38H230V37H228V36H226L225 38L228 40V42H229V45H226V42H225V38L224 39H222L223 41H214L216 44H213L212 46H211V44L208 42V41H206L207 40V35L204 33V31H205V29L206 28H201ZM64 30V31H63ZM75 30H76V28H75ZM87 30V31H88ZM101 30V31H100ZM113 30H114V32H113ZM152 30V31H151ZM155 30H158V32L157 31H155ZM167 30H166V32H167ZM50 31H51V33H50ZM59 31H61V32H59ZM73 31H74V29H73ZM73 31H67L66 30V32H68V34L70 35V37L71 36H75L76 34L73 32ZM86 31V32H87ZM154 31V32H153ZM169 31H170V28H169ZM168 31V32H169ZM172 31V34H174L175 35V33ZM53 32V33H52ZM73 32V33H72ZM99 34H98V33ZM105 32V34H103V33ZM116 32V33H115ZM204 33L205 35H202L201 36V38L200 37H198V36H200L202 33ZM2 33V34H1ZM0 33V36L2 35V36H5L4 38H0V40H2V41H0L1 43L0 44H5V43H7V41L9 40V38L6 36V35H4L3 34V32H1ZM50 33V34H49ZM112 33V34H111ZM113 33H115V34H113ZM159 33V34H158ZM171 33V32H170ZM57 33H55V35H56ZM72 34H74V35H72ZM97 34V35H96ZM177 34V35H178ZM181 34V33H180ZM180 34L178 35L179 36V39L177 38V42H178V40L179 41H181V40H183V42H184V40L186 41L187 39H184L185 37L181 34V36H183V39L181 38V40H180ZM244 34V33H243ZM242 34V35H243ZM81 35V34H80ZM84 35H87V33H85V34H83L82 36H84ZM90 35V36H91ZM102 35V36H101ZM105 35V36H104ZM111 35V36H110ZM78 36V35H77ZM95 36H97V37H95ZM209 36V35H208ZM76 37V36H75ZM81 37V36H80ZM99 37V38H98ZM101 37H102V39L104 40V38H105V40L103 41L102 39H101ZM108 37H109V39H108ZM175 37H177L176 35H175ZM255 39H254V38ZM50 38V39H51ZM72 38V37H71ZM110 38H112V40L110 39ZM199 38V39H198ZM206 38V39H205ZM5 39V40H4ZM8 39V40H7ZM99 39H101V40H99ZM107 39V40H106ZM160 39V38H159ZM193 39V40H192ZM198 39V40H197ZM203 41H202V40ZM239 40L238 42L240 43V44H238L237 45V41L235 42V40ZM253 39V40H252ZM219 40V39H218ZM232 40V41H231ZM243 40H246V39H244L243 38ZM162 41H164V39L162 40ZM233 41L235 42V44L237 45V47L239 48V49H241V50H239V49H237V48H235L236 46H233L232 44H233ZM4 42V43H3ZM92 41H90V43H91ZM102 42V43H101ZM165 43L167 42V41H164ZM164 42H163V45H164ZM177 42H175V43H177ZM182 42V43H183ZM208 42V43H207ZM227 42V43H228ZM232 42V44L230 45V43ZM89 43V42H88ZM90 43H89V46H90V48H91V50H94V51H92V52H94V53H96L97 55H100L101 56V54H103L104 53V51L102 52L101 50H99L101 47H99L98 48V50L101 52H99L96 48L98 47H94V45H95V43H94V45H93V42L91 43V45H90ZM191 43V42H190ZM197 43H198V45H197ZM204 43V46L202 45L201 47H200V45L201 44H203ZM207 43V44H206ZM97 44V43H96ZM110 44V45H109ZM111 44L113 45L114 44V48H113V46L111 47ZM180 44H181V42H180ZM206 44V45H205ZM208 44H210V46L208 45ZM61 45V47H62V49L64 50L65 49V46H62V45H64V44H60ZM60 45H58L59 47H58V49H60V51H61V47H60ZM93 45V46H92ZM98 45V44H97ZM105 45V44H104ZM177 45H179V43L177 44ZM193 45V46H192ZM209 47H208V46ZM215 45V46H214ZM57 46V45H56ZM96 46V45H95ZM198 46V47H197ZM205 46H206V48H205ZM217 46V47H216ZM219 46H220V48H219ZM227 48H226V47ZM230 46V47H229ZM245 46V47H246ZM108 47H110V48H108ZM120 47V46H119ZM161 47H162V45H161ZM168 47V46H167ZM166 47V49H168L167 51H168V53H169V49H171L170 47L169 48H167ZM188 47H189V45H188ZM189 47V48H190ZM200 47V48H199ZM208 47V48H207ZM232 47H234V48H232ZM95 48V49H94ZM112 48H113V50H114V52H113V50H112ZM191 48V49H192ZM217 48H219V49H217ZM229 48V49H228ZM247 48V47H246ZM251 48V49H250ZM57 49V48H56ZM119 49V48H118ZM166 50L165 48H162V50ZM211 49H213V50H211ZM215 49H216V51H215ZM235 49H237V51L235 50ZM248 49V48H247ZM90 50V51H91ZM96 50V51H95ZM109 50V51H110ZM193 50V49H192ZM191 50V53H193V51ZM197 50H194V52L195 51H197ZM231 50H233V51H231ZM244 51V52H247V53H249V55H246L245 56V53H243L242 52V54H241V51ZM121 51H124L123 49H121ZM171 51V50H170ZM200 51H197V53L199 52V54H200ZM205 51V52H204ZM212 51V52H211ZM218 51V52H217ZM239 51V52H238ZM98 52H99V54H98ZM162 52H164V51H161V53ZM166 52V51H165ZM164 52V53H165ZM189 52H190V50H189ZM234 52V53H233ZM252 52V53H251ZM112 53H113V55H112ZM115 53H117V55L115 54ZM164 53H162L163 54V57H164V59H162V57L160 58V59H162V63H161V60H159V61H157V62H159V63H161L162 64V66H161V64H160V66L159 67H163V69H164V71L165 70H167V72H168V70H169V64H170V59H171V55H169L167 52V56H164ZM233 53V54H232ZM241 54L243 57H246L245 59L241 56V55H239V54ZM246 53V54H247ZM262 54V56H263V58H262V56H260L261 54ZM120 54V55H119ZM122 54V55H121ZM125 54H127L126 52H125ZM190 54V53H189ZM196 53H194V55H195ZM202 54H200L203 58H205ZM236 56H235V55ZM169 55V56H168ZM196 55H198V54H196ZM195 55V56H196ZM234 55V56H233ZM102 56H105V54H103ZM115 56V57H114ZM121 56V57H120ZM213 56H208V58L209 57H213ZM218 56V55H217ZM216 56V57H217ZM123 57V58H122ZM165 57H167V59L169 58V60H165ZM207 57V56H206ZM233 57V58H232ZM239 57V58H238ZM261 57V58H260ZM250 59V60H249ZM254 59V60H253ZM164 60L166 61V62H168L169 61V63L167 64L166 62L164 63ZM231 60V61H230ZM234 60V61H233ZM239 61L238 63L236 62V61ZM171 61H173V60H171ZM210 61V60H209ZM244 61V62H243ZM251 61V62H250ZM212 62V61H211ZM227 62H228V60H227ZM246 62L248 63V64H246ZM231 63H229V65H231ZM235 63V64H234ZM250 63V64H249ZM251 63H252V65L255 67V65H256V68H254L252 65H251ZM32 65H33V67H32V65H30L31 67H32V69L34 68V64L33 63H31ZM164 64L165 65H168L166 68H164ZM239 64H242V65H239ZM25 64H23V67L22 66H20L19 68H17L16 69V72H14L15 74H13L12 72V74L10 75L9 73L10 72H8V74L7 73H3V74H1L0 73V96L3 98H0V104L2 103V102H5L6 100H7V98H8V100L7 101H9V100H11V101H9V102H12V99H15L16 97H18L17 95H19L18 93H21V92H24L25 93V91L27 92V91H29L30 89H32L33 88V86H35V85H37L39 82H40V80H42V78L41 79H38V77H41L40 75H38L37 74V72L35 71V69L34 70H32L31 69V67H29V66H27V64L24 66ZM187 66V65H189V64H187V62L186 63H184V65H183V67H182V69H181V72H182V70H185V68H184V66ZM231 65V66H232ZM238 65H239V67H238ZM26 66H27V68H26ZM213 66H215V65H213ZM244 66L246 67V66H248V67H251L250 69H253L254 71H252L251 72V70L250 69H248L249 70V72H247V70H246V68H244ZM25 67V68H24ZM24 68V69H23ZM117 68H119V67H117ZM189 68V67H188ZM258 68V69H257ZM31 69V70H30ZM163 69H162V73L164 72L163 71ZM186 69H187V67H186ZM242 69H244V72H243V70L241 71ZM30 71V73H28L29 71ZM117 70V69H116ZM161 70V68H159V71ZM188 70V69H187ZM186 70V71H187ZM245 70H246V72H245ZM57 70H55V71H53V73H52V75H50V74H48V75H50V78L47 76V74H46V76L48 77V78H46V77H44V78H46V79H48V80H46L45 82L46 83H44V80L43 81H41V82H43L44 84H45V86H46V84L48 83V81H49V79H50V81H52V80H55L56 79V76H57V72H56ZM118 71L119 70H117V73H118ZM186 71L184 72L185 74H186ZM31 72H32V74H31ZM166 72V71H165ZM161 73V72H160ZM184 73H182L181 75H184ZM207 73V72H206ZM248 73H253V75H251V76H249L248 75ZM209 74V75H208ZM29 75H31L32 77H34L35 76V78L37 79V80H39L38 82H37V80H34L33 79V82L35 83L36 82V84H33L32 85V87L31 88H29V87H27V86H30L33 82H32V78H31V76H29ZM34 75V76H33ZM206 75V82H212L211 81V79L212 80H214V77L213 78H211L212 77V74H211V72L210 71H208V73L207 74H205ZM8 76H10V77H8ZM11 76H12V78H11ZM30 78H29V77ZM44 76V75H43ZM253 76V77H252ZM256 76V77H255ZM6 77V78H5ZM53 77V78H52ZM118 77H119V75H118ZM118 77H116V78H118ZM209 77V78H208ZM5 78V79H4ZM8 78H10V79H8ZM43 78V79H44ZM55 78V79H54ZM120 79H121V76L119 77ZM118 78V79H119ZM179 78V80H180V77H178ZM178 78L176 77L175 79L177 80V81H179L178 80ZM186 78V77H185ZM3 79V80H2ZM28 80H31V81H28ZM103 80V79H102ZM100 81V84H101V82H102V84L104 83L105 84V82H103V81ZM183 80H184V78H183ZM190 82L191 80H188L187 78L185 79V81H183L184 82V86H186V87H182V85H183V82H182V85H181V82H177V81H175L174 80V82L176 83V84H178V86L174 83V82H172V80L170 81V85L171 86H169V89L172 87V85H173V87H175V88H171L172 90H174V93H175V98L173 99V97H171V98H168V100L166 101V105H170L169 107V110H168V108H167V111L168 112H170V111H175L176 113H177V117H180L181 115H182V113H185L186 115H188L189 117V119L190 118H192V117H194L195 116V118L197 117L196 116V108H195V106L192 104V102H191V100H192V97H191V100L189 101V98L187 97L188 96V94L189 93H187V92H190L191 90H185L186 88H187V84H188V82ZM5 81V82H4ZM27 81L30 83V85H29V83L28 84H26L27 83ZM117 81V80H116ZM118 81H120L119 83H121V81L122 80H118ZM181 81H182V79H181ZM4 82V83H3ZM41 82L39 83V84H41ZM253 82H255V81H253ZM42 83V84H43ZM109 83V81L107 82V84ZM168 83V82H167ZM166 83V84H167ZM44 84L42 85V92L41 93H43V94H41V96L42 95H44L45 96V98L46 99H48V100H50L49 98H50V96H51V100L50 101H48V100H45V98L43 99V98H41V102L39 103V105L40 104H42V106L40 107L39 105L37 106V108H39V109H37V108H35L34 110L31 108V112H26L29 108H27L26 106H24L23 104H22V106H21V108H20V106L18 105V104H15L16 106H14V105H10V104H7V107L9 108V106H10V108H9V111H5V113L2 111V109H4L5 107H6V105L5 106H3L2 104V107H1V105H0V121L2 120V121H4V119H5V121L8 123V125H9V123L10 124H12V125H10L11 126V128L14 130V132L11 130V131H9V132H11L14 136H12V134L10 133V134H8L9 132H7V140H10L11 139V141L12 142H17L16 141V139H18L19 138V141H20V143L22 144L21 145V147H19V150L18 151H16L15 150V148H10V147H12V146H2V143H3V141L1 142V140H0V147H2V148H0L1 150H0V158H3V159H0V166H1V164H3V163H1V161H5L6 159H8L9 158V155L12 157V159H14V164L16 165H12L13 167H11V169H9V171L8 172H6L5 174H4V178H2L3 176H1L0 177V187L2 188H0L1 189V191H0V193H2L1 195L4 197V199L5 200H8V201H4L6 204H7V202H9V204L8 205H10V206H8V205H6L7 207H9V208H7L8 210H6V209H3V208H5V205H3L4 207H2L1 209H0V211H1V213H0V215H3V216H0L1 218H0V231H2V232H0V236L2 235V234H4V229H5V234H7L8 233V231H12L11 229L13 228V227H17V226H15V225H17V223L19 224V222H21L23 219H25V217H21V216H24L23 215V211H22V209L21 210H19L20 209V206H21V203H22V201L24 200V198L26 199V201L29 203L30 201L29 200H31V202L33 201V202H35L36 204H38V205H36V204H34L33 202V205H32V203L30 202L29 203V205H30V208L31 209H28L29 211H31V212H29L28 213V215L30 214V213H35L33 216H32V214H31V221H30V219H28L29 221H25V223H27V225H29L28 227L29 228H31V226H32V229H34V230H37L38 228H40L41 226L43 227L44 226V232H46V233H44L43 232V237H45L44 239H43V237H41V240H40V238L39 239H37L36 241L38 242V243H40V241H42L43 240V242H41V243H46L47 242V239L48 240H52V239H54V240H57V241H59L60 243H62L63 242V238H61V237H63L62 236V234H61V231L59 230V228L58 229H56V228H50V227H48L47 225H46V222L45 221H38V223H37V220L39 219V218H41L40 216H39V214H41L42 212V214L41 215H44V214H46L47 215V212H48V210H51V209H53V210H55L56 211V208L58 209L59 207L58 206H60L61 204L59 203V202H61L62 204L64 203V202H66V196H65V194L69 191L68 190V188H70V186H71V184H73V183H75L74 182V180H72L71 182H67L66 180L64 181V180H62V179H59L57 182H56V185L55 186H52L51 184H50V181L49 180H51V175L53 174V172L55 171V170H59V169H57L58 167H60L59 166V164H60V154H62L60 151H61V147L62 146H70L73 142H74V134H73V132L75 131V133H77L78 131H79V129L78 128H80L79 126H78V128H77V130L75 129V124H77V122H75V124H74V122H73V124L71 123L72 121H75V119L77 118L76 116H75V113L77 112V110H79V109H75V107L76 108H78L77 106H78V103L77 102H74L73 100H72V96L68 99V97L66 98L67 100H65V101H61V102H63V104H64V106L65 107H63V104L62 103H60V101H59V99L57 100V95L58 94H56V96H55V93L53 94V93H50V90L47 92V93H49V95L48 94H44V92L46 91L45 89H46V87H44ZM103 84V85H104ZM112 84H114V83H112ZM115 84H117V82H115ZM114 84V85H115ZM180 85V86H179ZM261 85H262V87H261ZM65 86H66V84H65ZM108 86H112L113 87V85H110V83L108 84ZM115 86H118V85H115ZM166 86V85H165ZM25 87V88H24ZM102 87L104 88V86H100V92L102 93V92H104V91H102ZM109 87V88H110ZM168 87V86H167ZM176 87H177V90H176ZM180 87H182V89H184V90H181V89H179ZM208 87V86H207ZM26 89V88H29V89H26V90H24V89ZM105 88L106 89H108V87H106V85H105ZM105 88H104V90H105ZM206 88V87H205ZM208 89V88H207ZM261 89V90H260ZM2 90V91H1ZM19 90H21V91H19ZM108 90H110L111 92H112V89H108ZM108 90H105V92H108ZM109 91V93H111ZM205 91L206 90H204V93H205ZM210 92L211 90H210V88H209V90H207V92ZM263 93H262V92ZM30 92V91H29ZM53 92H55V90H53ZM58 92V91H57ZM208 92V93H209ZM28 93V92H27ZM26 93V94H27ZM46 93V92H45ZM59 93V92H58ZM108 93V94H109ZM185 93H187V95L185 94ZM3 94V95H2ZM22 94V93H21ZM52 94V95H51ZM203 94V93H202ZM207 94V93H206ZM205 94V95H206ZM53 95L55 96V98H53ZM186 95V96H185ZM191 95V93L189 94V96ZM204 95V96H205ZM44 96H42V97H44ZM210 95L209 94H207V98L209 99L210 97H209ZM7 97V98H6ZM95 97V99H92V98H94ZM186 97L188 98V99H186ZM202 97H203V95H202ZM206 97V96H205ZM90 98V99H89ZM89 98H87V103H90L89 105H91L92 106V103H93V105H95L96 106V108H95V110L97 109V107H99V109H97V111H95L94 109H93V111H91V107L89 108L90 109V111L91 112H88V113H86V115L88 114V117H91V118H85L86 117V115H84V116H82V117H84V120H87L86 122L83 120V125H86L85 123H87V127H86V129L88 128L89 129V131H88V135H89V132L91 133V135H90V137H92L93 135H95L96 137V139H97V143H95V145L97 144V146H99V149H100V151H101V155H103L102 156V158H98V157H96L94 154H92V151H91V147H90V149L89 148H87L88 147V142L86 141L85 143H87L86 144V146H84L85 148H87V149H85L84 150V152H83V155H85L86 156V159H85V168L84 169H86V170H84V172H82V177L78 180V185H77V183H75V184H73L74 185V187H73V185H72V188H75V186H77L78 187V189L80 188H82V189H84L85 188V190H80V191H82V192H85V191H88L89 189H91L89 192H85V193H90V194H92L93 195V193L95 192V195H97L98 194V196L100 197L101 195V197L103 198V201H102V198L100 197V199H101V203H102V205H104V206H102L101 207V203H100V207H101V210L103 211V214H104V210H105V214L106 215H108L109 214V216L112 214V212H111V209H112V211H114V213H113V215H116V217L119 215V213H121L120 215L122 216H118L117 218L114 216V220L116 221V220H118V219H125V221L127 220V222H128V220L130 221V218H131V220H133V218H134V220H135V218L136 217H134L136 214L138 215V213L136 212V214H135V212L134 211H136L137 210V207H138V210L140 211L141 209H142V211L144 210L143 209V204H145L144 203V201H143V198L144 197H146V195H147V193L149 194V195H151V193H154L155 191H158V190H156V188L155 187H157V189H159L158 187H159V185L157 186V184H159L158 182H159V179H161L162 178V174L160 173V171L159 170H157V169H154V167L152 166V163H151V165H149L148 163H150L149 161L151 160V157H150V155L151 154H149V156H147L148 155V153H150L148 150H146V148H144V146H141V136L140 135H138V134H133V135H130V138H128V137H126L127 139H125L123 136H121L120 135V129L119 128H117L118 126H116L115 124H112L111 122H110V120L108 121L107 120V118L108 117H106L105 116V105L107 104V107H109L111 104L110 103H112V102H119L120 101V104L118 103H113V105L114 106H117L118 105V107H120L121 108V106L120 105H123V100L121 101V98H119L118 100L117 99H115V101H105V100H103V99H101V98H98L97 96H94V95H92V96H90ZM207 98H205L204 99V97L203 98H201L202 100H205V102L203 101V104H205L206 105V103L208 102V99ZM3 101H2V100ZM5 99V100H4ZM53 99H55V101H57V102H53L52 100ZM89 99V100H88ZM92 99V100H91ZM98 99V100H97ZM101 99V100H100ZM16 100V99H15ZM72 101V103L74 104H72L71 102H68V101ZM100 100V101H99ZM201 100V101H202ZM2 101V102H1ZM14 101V100H13ZM46 101V102H45ZM48 101V102H47ZM52 101V102H51ZM66 101H67V103H66ZM161 101H163V100H161ZM44 102L46 103V104H44ZM59 102V103H58ZM100 102V104H98V103ZM263 102V103H262ZM8 103V102H7ZM13 103V102H12ZM55 103V104H54ZM56 103H58V105L56 104ZM68 103H69V105H68ZM71 103V104H70ZM77 103V104H76ZM94 103H97L98 105H96V104H94ZM126 102H124V104H125ZM168 103H170V104H168ZM14 104V103H13ZM44 104V105H43ZM52 105L53 104V106H50V105ZM59 104H60V107H59ZM66 104V105H65ZM75 104H76V106H75ZM117 104V105H116ZM188 104V105H187ZM261 104V105H260ZM18 105V106H17ZM54 105H56V106H54ZM94 106V107H95ZM103 107L104 106V108H103V110H104V113H103V111L101 112V109L102 108H100V107ZM259 106V107H258ZM53 107V108H52ZM56 107H58V108H56ZM74 107V108H73ZM93 107V106H92ZM93 107V108H94ZM123 107V106H122ZM16 108V109H15ZM20 108V109H19ZM64 108V109H63ZM124 108H125V105H124ZM17 111H15V110ZM18 109V110H17ZM23 109V110H22ZM53 109H55V110H53ZM107 109V108H106ZM123 109V108H122ZM170 109H172V110H170ZM263 109V110H262ZM20 110V112H18ZM33 110V111H32ZM68 110V111H67ZM190 110V111H189ZM191 110H193V114H191ZM194 110H195V112H194ZM28 111H30V110H28ZM35 111V112H34ZM36 111H38V113H36ZM60 111V112H59ZM75 111V112H74ZM35 114H34V113ZM55 112H57V113H55ZM70 114H72L73 116H75V118L73 117V116H69V113ZM174 112V113H175ZM4 113V114H3ZM28 113H30V114H28ZM33 113V114H32ZM65 113H67V114H65ZM74 113V114H73ZM89 113H93V114H91V116H90V114ZM173 113V112H172ZM194 113H195V115H194ZM260 113V112H259ZM64 114V115H63ZM95 114V115H94ZM179 114V115H178ZM4 115V116H3ZM7 115V116H6ZM63 115V116H62ZM176 115V114H175ZM62 116V117H61ZM70 118H69V117ZM94 116V117H93ZM95 116H96V118H95ZM105 116V117H104ZM260 116V115H259ZM10 117V118H9ZM60 117V118H59ZM81 117V116H80ZM79 117V118H80ZM263 117V116H262ZM7 118V119H6ZM66 118V119H65ZM69 118V119H68ZM93 118H94V121H93ZM105 118V119H104ZM199 118V117H198ZM13 119V120H12ZM72 119V120H71ZM74 119V120H73ZM80 119H83V118H80ZM90 119V120H89ZM157 119V121L158 122H156L155 123V125H159V126H163V120L162 119H158V118H156ZM10 120V121H9ZM21 120V121H20ZM55 120H58L59 121V123H57V122H55ZM95 120H96V122H95ZM16 121V122H15ZM42 121V123H44L45 122V125H46V127H48V129L47 130H50V134L52 133L53 134V136H52V134L50 135L49 134V139L51 140L52 139V141H51V144H50V146L48 147L47 145L46 146H43V144L41 143V140L40 139H42V138H40L41 137V133L39 134V132L37 131V133H38V135L36 134V130H35V128H36V126H35V124H40V122ZM61 121V122H60ZM71 121V122H70ZM105 121H107V124H106V122ZM12 122V123H11ZM20 122V123H19ZM69 122V123H68ZM108 122H109V124H111V127L109 126V124H108ZM14 123V124H13ZM57 123V124H56ZM81 123V124H82ZM92 123V124H91ZM20 124V125H19ZM81 124H79V125H81ZM60 125L62 126V127H60ZM73 125H74V127H73ZM95 125V126H94ZM113 125H115V129H114V126ZM164 125H166L165 123H164ZM241 125V124H240ZM13 126V127H12ZM22 126V127H21ZM70 126V127H69ZM112 126H113V128H112ZM24 127V128H23ZM50 127V128H49ZM71 127H73V129L74 130H72V128ZM77 127V126H76ZM85 127V126H84ZM111 129V130H109V128ZM51 128H52V130H51ZM64 130H63V129ZM70 128V129H69ZM242 128V129H241ZM37 129H38V127H37ZM83 128L81 127L80 128V132L81 131H83L82 130ZM119 129V130H118ZM240 129L242 130V131H244L245 129H244V124L243 125H241V127H240ZM39 130V129H38ZM56 131L55 133L54 132H52V131ZM68 130V131H67ZM115 130V131H114ZM119 132H118V131ZM155 130V128L153 129V131ZM17 131V132H16ZM70 131H72L71 133L73 134V137L71 138V133H69ZM113 131V132H112ZM116 132V133H115ZM64 133V134H63ZM79 133V132H78ZM102 134V138H101V134ZM17 134V135H16ZM59 134V135H58ZM61 134V135H60ZM67 134H68V137H67ZM93 134V135H92ZM100 135V137L98 136V135ZM117 134V135H116ZM158 134V135H157ZM10 135V136H9ZM32 135H34V137L35 136H37L38 137V139L37 138H33L32 137ZM40 135V136H39ZM76 135V134H75ZM137 135V136H136ZM154 136H158L159 137V135H161V134H159V132L157 133V131L156 132H154V134H153ZM50 136H51V138H50ZM60 136V137H59ZM64 136V137H63ZM118 136L119 137H121L120 139L118 138ZM12 137V138H11ZM15 137H18V138H16L15 139ZM53 137H55L56 138V140H55V138H53ZM133 137V138H132ZM135 137H138V139L137 138H135ZM10 138V139H9ZM40 138V139H39ZM66 138V139H65ZM116 138H117V140H116ZM123 138V139H122ZM165 138L167 139V135L165 136ZM1 139V138H0ZM6 139V138H5ZM33 139H35V141L37 142L38 141V143H37V146H40V148L38 149V150H36V146H35V142L33 143ZM59 139V140H58ZM99 139V140H98ZM101 139V140H100ZM113 139V140H112ZM122 139V140H121ZM134 139V140H133ZM14 140V141H13ZM33 140V141H32ZM63 140V141H62ZM71 140H72V143H71ZM92 140V138L90 139V141ZM118 140H120V141H118ZM132 140L134 141V142H132ZM139 140V141H138ZM168 140V139H167ZM10 141V142H11ZM56 141V142H55ZM67 141V142H66ZM89 141V140H88ZM124 141V142H123ZM137 141V142H136ZM9 142V141H8ZM28 142V143H27ZM40 142V143H39ZM55 142V143H54ZM58 142V143H57ZM64 142H66L65 144L66 145H64ZM96 142V141H95ZM119 142L121 143L120 145L121 146H118L119 145ZM25 143H27V144H25ZM68 143V144H67ZM108 145V147H107V145ZM115 143H116V145H115ZM125 143H127V144H125ZM137 145H136V144ZM33 144H34V146H33ZM55 144V145H54ZM57 144V145H56ZM70 144V145H69ZM84 144V143H83ZM106 145V146H104V145ZM134 144V145H133ZM28 147H27V146ZM52 145V146H51ZM123 145V146H122ZM129 146L130 145V147H131V145L132 146H135L136 145V148L135 149H137V147H138V154L141 156L140 157V160L142 159L143 161H141V162H143V164L145 163V161H147V158H148V160L149 161H147L146 163L148 164H144V166H145V173L146 174H144L145 175V177L144 176H139L138 175V172H136L137 174H136V179H138V180H141V183H140V181H137L136 180V185L137 186H135V184L133 185V187L131 186L130 188L131 189H133V190H131V191H129V192H132V195H133V197H134V199H135V201L133 202V203H135V205H136V207H135V205H129V204H126V207L127 208H125V209H123L124 207L123 206H125L124 204L126 203L124 200H123V198L121 197L122 196V192H121V189H120V185L119 184H117L118 182V180H117V178H119V175H126V174H128V172H129V167L131 166V164H129L130 162H128L129 161V159L127 158V156L125 155V148H124V146ZM18 146H20V144H19V142H18ZM57 146V147H56ZM72 146V145H71ZM90 146V145H89ZM93 146V145H92ZM116 147L118 148V149H116ZM123 147V148H122ZM178 147V146H177ZM181 146H179V148H180ZM26 148V149H25ZM107 148H108V152H107ZM133 148V147H132ZM102 149V150H101ZM120 149H122V150H120ZM140 149V150H139ZM27 150V151H26ZM144 150V151H143ZM146 150V151H145ZM230 150H232L233 151V149H231V148H227V150L226 151H230ZM7 151H9L8 153H7ZM11 151H12V153H11ZM23 151V152H22ZM91 151V152H90ZM103 151V152H102ZM104 151L106 152V154L104 153ZM139 151H142V153H139ZM201 151H202V153H197V154H195V156H192L193 157V162L195 161L196 163H197V166L198 165H201V166H203V164H204V162L205 161H207V159L206 158H203V157H205V156H207V157H211V155H212V161H214V166L215 167H222L223 165L225 166V164L223 163V162H225V161H227L228 162V157H229V155H227V152H224L225 154H226V156H224V154H222L217 148H215V147H213V146H210L209 144H207V145H205V146H202V148H201ZM218 151V152H217ZM3 152V153H2ZM48 152V153H47ZM117 152H119V153H117ZM124 152V153H123ZM220 152V153H219ZM145 153H146V158H145ZM3 154V155H2ZM9 154V155H8ZM25 154V155H24ZM106 156H105V155ZM110 154V155H109ZM117 156V158H116V156ZM199 154V155H198ZM215 154V155H214ZM7 155V156H6ZM90 155H93L94 156V158L92 157V156H90ZM109 155V156H108ZM124 155L126 156V157H124ZM222 155V158L220 157V156ZM231 155H234V154H231ZM230 155V156H231ZM49 156V157H48ZM119 156H121V158L119 157ZM143 156V157H142ZM224 156V157H223ZM8 157V158H7ZM10 157V158H11ZM92 157V158H91ZM111 158V160H110V158ZM123 157V158H122ZM192 157H191V159H192ZM215 157V158H214ZM220 157V158H219ZM5 158V159H4ZM60 158V159H59ZM99 160H98V159ZM107 158H109V159H107ZM113 158H115L114 160H113ZM202 158V159H201ZM20 159V160H19ZM49 159V160H48ZM59 159V160H58ZM88 159H90V161L88 160ZM97 159V160H96ZM104 161H103V160ZM199 159V160H198ZM201 159V160H200ZM204 159V160H203ZM206 159V160H205ZM214 159V160H213ZM217 159V160H216ZM227 159V160H226ZM87 160V161H86ZM105 160H108V161H110V162H108V161H105ZM114 162H113V161ZM124 160V161H123ZM198 160V161H197ZM230 160V159H229ZM17 161V162H16ZM103 161V162H102ZM200 161V162H199ZM204 161V162H203ZM216 161V162H215ZM219 161L221 162V163H219ZM252 162V159L250 158L249 160H248V164H250L251 162ZM57 162V163H56ZM88 162V164H86ZM90 162V163H89ZM100 162V163H99ZM105 162H106V164H105ZM123 164H122V163ZM194 162V163H195ZM198 162L200 163V164H198ZM102 163H103V165H102ZM226 163V162H225ZM116 166H115V165ZM125 164V165H124ZM127 164H128V166L129 167H127ZM206 164V163H205ZM215 164H217V165H215ZM218 164H221L222 166H218ZM91 165V166H90ZM146 165H147V167H148V169H147V167H146ZM3 166V165H2ZM46 166V167H45ZM58 166V167H57ZM89 166V167H88ZM99 166V167H98ZM125 167V168H123V167ZM150 166V167H149ZM151 166H152V168H151ZM57 167V168H56ZM87 167V168H86ZM45 168V169H44ZM119 168H120V170H119ZM131 168V167H130ZM135 168L137 169V167H134V170H135ZM44 169V170H43ZM89 169V170H88ZM116 169V170H115ZM118 169V170H117ZM133 169V168H132ZM152 169H154L153 171H152ZM10 170H11V174L9 173L10 172ZM42 170H43V172H42ZM114 171V173H117L116 175H114V174H112V172ZM126 170H127V173H126ZM150 170V171H149ZM13 171V172H12ZM45 171H48L47 173L45 172ZM123 171H125V172H123ZM156 171V172H155ZM191 171V170H190ZM45 172V173H44ZM189 172V171H188ZM10 174V176H11V178L12 179H10L8 176L9 175H7V174ZM43 173L44 174H46V175H43ZM51 173V175L49 176V174ZM88 174V176H87V174ZM126 173V174H125ZM130 173V172H129ZM147 173H150L151 174V176L149 175V174H147ZM160 173V174H159ZM40 174H42L41 176L42 177H48L47 179H46V177L45 178H43V179H46V180H44V181H42V182H44L43 183V185L40 183L39 184V182L38 181H35L34 180V178H36V177H40ZM119 174V175H118ZM2 175V174H1ZM15 175V176H14ZM48 175V176H47ZM58 175V174H57ZM56 175V176H57ZM83 175H85V176H83ZM113 175V176H112ZM149 175V176H148ZM179 175V174H178ZM15 178H14V177ZM111 176V177H110ZM116 176V177H115ZM118 176V177H117ZM139 176V177H138ZM161 178H160V177ZM7 177V178H6ZM83 177H85V178H83ZM88 177V181H87V178ZM149 177V178H148ZM19 180H18V179ZM54 178V177H53ZM164 178V177H163ZM163 178L161 179V181L163 180ZM10 179V180H9ZM14 179V180H13ZM15 179H17L16 181H15ZM21 179H23V181L21 180ZM49 179V180H48ZM82 179V180H81ZM90 179V180H89ZM113 181H112V180ZM115 179V180H114ZM6 180V181H5ZM12 180V181H11ZM21 180V181H20ZM81 180V181H80ZM217 181H218V179H216ZM4 181V182H3ZM24 181L26 182V183H24ZM31 181V182H30ZM70 181V180H69ZM76 181V180H75ZM83 181V182H82ZM93 181V182H92ZM11 182H12V184H11ZM15 182V183H14ZM19 182V183H18ZM24 185H20L21 183ZM30 182V183H29ZM34 182V183H33ZM73 182V183H72ZM80 182H81V185H80ZM117 182V183H116ZM147 182V183H146ZM220 182V184H222L221 182L222 181H219ZM224 182V181H223ZM5 183L7 184V183H9V185L7 184V186H8V188H7V186L5 185ZM14 183V184H13ZM48 183V185H46L45 186V184H47ZM86 183H87V185H86ZM92 183H94V184H92ZM144 183V184H143ZM26 184V185H25ZM27 184H28V186H27ZM40 185V188H39V185ZM68 184H69V186H68ZM91 184L93 185V187L91 186ZM141 184V185H140ZM2 185V186H1ZM18 185H20L21 187H19ZM33 185L35 186L34 187V191L36 192V193H38L39 192V194L38 195H36L37 197H35V196H32V189H30L31 187H33ZM49 185L50 186H52L51 188H49V190L51 189H53L51 192H49V190H46L48 187H49ZM63 185L65 186V187H63ZM91 187H90V186ZM96 185H97V187H98V189H97V187H96ZM116 185H119V186H116ZM145 187H144V186ZM223 185V184H222ZM221 185V186H222ZM23 186V187H22ZM27 186V187H26ZM68 186V187H67ZM80 186V187H79ZM84 186V187H83ZM115 186V187H114ZM4 187L6 188V189H4ZM11 187V188H10ZM30 187V188H29ZM37 187V189H35ZM76 187V188H77ZM86 187H88L87 189H86ZM90 187V188H89ZM94 187H96V188H94ZM114 187V188H113ZM119 187V188H118ZM137 187V188H136ZM139 187V188H138ZM150 187V188H149ZM25 188H27V190L25 189ZM29 188V189H28ZM43 188H46V189H44V190H42ZM62 188H64V189H62ZM67 188V189H66ZM94 188V189H93ZM117 188V189H116ZM142 188V189H141ZM145 190H144V189ZM147 188V189H146ZM186 188V187H185ZM5 191H4V190ZM22 189V190H21ZM38 189H40V190H38ZM95 189L97 190V192L95 191ZM114 189H115V191L116 190H118V189H120V191H118V193H116L115 191H114ZM136 191H135V190ZM139 189V190H138ZM188 189V190H187ZM23 192H21V191ZM24 190V191H23ZM32 190V191H31ZM37 190V191H36ZM67 190V191H66ZM92 190H94L93 192H92ZM111 190L113 191V192H111ZM141 190V191H140ZM150 190V191H149ZM155 190V191H154ZM190 190V188H188V186H187V188H186V191H189ZM3 191H4V193H3ZM20 191V192H19ZM29 191V192H28ZM33 191V192H34ZM45 191V192H44ZM47 191V192H46ZM101 191V192H100ZM144 191H147V193L145 192L144 193ZM8 192V193H7ZM66 192V193H65ZM108 192V193H107ZM111 192V193H110ZM114 192L116 193V194H114ZM140 194H139V193ZM142 192V193H141ZM149 192H151V193H149ZM184 192H185V190H184ZM42 193H44V195L42 194ZM49 193H50V195H49ZM64 193V194H63ZM101 195H100V194ZM157 193V192H156ZM9 194V195H8ZM21 194V195H20ZM23 194V195H22ZM26 194V195H25ZM53 194V195H52ZM112 194V195H111ZM115 195V197L117 198H115L114 197V195ZM146 194V195H145ZM0 195V196H1ZM52 195V196H51ZM91 195V196H92ZM140 195H142V196H140ZM145 195V196H144ZM153 195H156L155 193L153 194ZM29 196H31V197H29ZM41 196V197H40ZM117 196H119V197H117ZM139 196V197H138ZM144 196V197H143ZM3 197H1V198H3ZM10 199H9V198ZM22 197V198H21ZM24 197V198H23ZM42 197H43V199H42ZM44 197H50V198H48V200L46 199V198H44ZM98 197V198H99ZM107 197V198H106ZM32 198V199H31ZM37 198V199H36ZM96 198V197H95ZM115 198V199H114ZM119 198V199H118ZM3 199V200H4ZM23 199V200H22ZM46 199V200H45ZM105 199H109L110 201H107V200H105ZM112 199V200H111ZM113 199H114V203H116L117 204V206L118 207H116V204L114 205V203H113ZM122 199V200H121ZM138 201H137V200ZM142 199V200H141ZM146 199V198H145ZM35 200V201H34ZM41 200V201H40ZM57 202H56V201ZM104 200L106 201V202H104ZM116 200L117 201H120L119 203L120 204H123V201H124V204L121 206V205H118L119 203H117L116 202ZM140 200H141V202H140ZM47 201V202H46ZM51 201V202H50ZM59 201V202H58ZM38 202V203H37ZM42 202V203H41ZM54 202H55V204H54ZM107 202H111L110 204L109 203H107ZM140 202V203H139ZM56 203H57V205L58 206H56ZM104 203V204H103ZM105 203H107L108 204V206L110 205V207L108 208V211H107V205H105ZM41 204H43L42 206H41ZM49 204H50V206H49ZM111 204H113L112 206L115 208V210H114V208L111 206ZM127 205H129L130 206V208L132 209V208H135V209H133V210H131L130 208H129V206H127ZM139 205V206H138ZM261 205H263V206H261ZM37 206V207H36ZM44 206H45V208H44ZM260 209L262 208V211L264 210V204L262 203V204H260ZM0 207H1V205H0ZM49 207H50V209H49ZM53 207V208H52ZM104 207V208H103ZM112 207V208H111ZM123 207V208H122ZM145 207V206H144ZM39 208V209H38ZM48 210H47V209ZM98 208H99V205H98ZM117 208H119V209H117ZM121 208V209H120ZM91 209H93V211L92 212H90L89 214L88 213H86V214H88V215H91V217H89V219H85V221L84 222H82V224L84 223V225H82V226H84V227H86L87 228V230L86 229H84L83 227V229H84V231H85V233H84V231L82 232V233H79V234H77V233H75V237H74V240H76L77 241V239H78V244H76L77 242L75 241V245L76 246H79V248L78 247H76V253H75V256H74V258H73V256L72 255H74V254H72L71 255V252H70V250H65L66 252H65V256L63 255V257H64V259L62 258V260L63 261H65V264H71V262H73V261H70V260H76L77 261V259H78V261H77V263H79V262H81L80 264H82V263H86V262H84V259H85V257H88L87 256V254L89 253V251H90V255L91 256H89V258H86L85 260L87 261L88 259H90V261H89V263L93 260V259H95V255H96V258L97 259H95V260H93L94 262H91L92 264H96V261L97 260H99V262H100V264H106V263H109V264H115L114 262H117V264H119L118 262H120V261H122V260H116L117 258H116V255L114 254V253H117L116 252V247H114V245L115 244H112L113 245V247L112 246H109L110 247V249L112 250L113 249V252L108 248V250H110V253L108 254V250H101V248H99L101 245H97L96 246V244H100L101 242H97V241H94V240H96V235L95 236H93V233L91 234L90 232H88V230L89 231H91L92 229L91 228H93V226L94 225H101V222H99V223H92V222H96L97 220H99V216H97V214H96V217H94V215H95V213L93 214V212H95V207L94 208H91ZM126 209L128 210V212L126 211ZM33 210V211H32ZM40 210V212H38ZM53 210H51V211H53ZM100 210V209H99ZM124 212H123V211ZM137 210V211H138ZM19 211V212H18ZM116 211H118V212H116ZM120 211V212H119ZM138 211V212H139ZM141 211V212H142ZM261 211V210H260ZM7 214H6V213ZM21 212V213H20ZM38 212V213H37ZM109 212H111V213H109ZM130 212V213H129ZM264 212V211H263ZM100 213H101V211H100ZM124 213L126 214V215H124ZM133 213L135 214V215H133ZM140 213V212H139ZM16 214H18V216L16 215ZM85 214V215H86ZM118 214V215H117ZM10 215H12V216H10ZM13 215L16 217L17 216V218H14L13 217ZM21 215V216H20ZM85 215L83 216V219L85 218ZM113 215H111V217L110 218H112V216ZM34 216H35V218H34ZM87 216V215H86ZM129 216V217H128ZM132 216H133V218H132ZM21 217V218H20ZM87 217V218H88ZM4 218V219H3ZM6 218V219H5ZM20 218V219H19ZM32 218H33V220H32ZM38 218V219H37ZM101 218V217H100ZM128 218V219H127ZM8 219H9V221H8ZM35 219V220H34ZM93 219H95L94 221H93ZM113 219V218H112ZM3 220V221H2ZM5 220H7L8 222H6ZM20 220V221H19ZM91 220V222H89ZM113 220V221H114ZM13 221V222H12ZM14 221H16L15 223H14ZM86 221H88V222H86ZM100 221V220H99ZM11 222V223H10ZM35 224H34V223ZM40 222H42V223H40ZM44 222V223H43ZM54 222V221H53ZM136 222V221H135ZM7 223V224H6ZM14 223V225H13V227L11 228V229H8L7 230V228L8 227H10V225L12 226V224ZM32 223V224H31ZM40 223V224H39ZM55 223V222H54ZM37 224H39V225H37ZM42 224V225H41ZM45 224V225H44ZM86 224V225H85ZM88 224V225H87ZM93 224V226L90 228V226ZM3 225H5V226H3ZM7 225H9L7 228H5ZM38 226V227H37ZM46 226V227H45ZM88 226H89V228H88ZM102 226V225H101ZM239 227H241V226H239ZM27 228V227H26ZM182 228H183V226L182 227H180L179 226V230L181 229L182 230ZM242 228H243V224H242ZM242 228H239L240 230H242ZM245 228V227H244ZM243 228V230H242V233L243 234H247V230H245ZM28 229V228H27ZM31 229V230H32ZM49 229V230H48ZM184 230H185V227L183 228ZM187 229V228H186ZM29 231L28 232H30V229H28ZM34 230L33 231H31V232H33V233H35L34 232ZM54 230V231H53ZM180 230V231H181ZM184 230H182L183 232H182V234H180L181 236L183 235V236H185V238L184 237H182L183 239H185V241L187 242L186 243V245L185 246H188L190 243H191V240H190V243H188V241H187V239H186V233L185 232H187L186 230L184 231ZM6 231H7V233H6ZM87 231V232H86ZM93 231V230H92ZM30 232V233H31ZM140 232H141V230H140ZM11 233V232H10ZM10 233L8 234V235H10ZM88 233H90L91 234V236L94 238H91L90 237V239L92 240H90L92 243H95V245H93V247L95 248H91V250L88 248V246H92L91 245V243H90V245H88L87 244V246H86V241L84 242L85 243V245L83 244V239L81 240V238L84 236V235H87L88 236ZM164 233V232H163ZM45 234V235H44ZM46 234H48V235H46ZM58 234H59V236H58ZM84 234V235H83ZM34 234H32V236H33ZM60 235H61V237H60ZM79 235H81L80 237L81 238H79L78 236ZM83 235V236H82ZM7 237V235H3V238L4 237ZM49 236H51V237H49ZM5 237V238H6ZM9 237V236H8ZM76 237H78V238H76ZM2 238V237H1ZM1 238H0V242L1 243H3L2 242V240H1ZM47 238V239H46ZM50 238H52V239H50ZM76 238V239H75ZM7 239V238H6ZM6 239H5V241L4 242H6ZM99 239V237H97V240ZM183 239H181L180 238V241L182 240L183 242H184V244H185V241L183 240ZM39 240V241H38ZM73 240V239H72ZM73 240V241H74ZM100 240V239H99ZM82 241V242H81ZM181 241V243L179 242L178 244H176L175 246H183L184 244H183V242ZM198 241V240H197ZM195 242V240H193V243H191L192 244V248H193V250L194 249H196L197 247H198V245H199V242ZM195 242V243H194ZM40 243V245H42ZM6 244V243H5ZM5 244H2V245H5ZM182 244V245H181ZM44 245V244H43ZM200 245H201V243H200ZM175 246H174V248H173V251H171L173 254H175L174 252H178V251H175ZM185 246L183 247V248H185ZM196 248H195V247ZM44 247H45V245H44ZM85 247V248H84ZM112 247V248H111ZM131 247V245L127 248L130 252V254H129V256L130 255H132V256H134V254H135V256L134 257H136L137 258V254H136V252L134 251V250H132V247H131V249H129ZM181 247H179V248H181ZM0 248H2L1 246H0ZM42 248H43V246H42ZM78 248V249H77ZM86 248H88V249H86ZM100 249L101 251H102V254H101V252L99 251V250H97V249ZM115 248V249H114ZM178 248V249H179ZM183 248H181V250H183ZM187 248L188 247H186L184 250L185 251H187ZM200 248V246L198 247V249ZM4 249V247L2 248V249H0L1 251ZM92 249H93V251H92ZM134 249V248H133ZM198 249H197V251H198ZM5 250V249H4ZM18 250V249H17ZM44 250V249H43ZM89 250V251H88ZM97 250V252H99L98 254H97V252H95ZM177 250V249H176ZM180 250V251H181ZM107 251V252H106ZM132 251H134V252H132ZM179 251V252H180ZM184 251V252H185ZM196 251V250H195ZM4 252H6V251H4ZM7 252H9V251H7ZM5 253V255L4 254H2V252H1V254L2 255H0L1 257L2 256H4V257H6V258H4V257H2V259L1 260H4L3 262L4 263H1V264H10V260L8 261V257H10V256H6V255H8L9 253ZM182 252V251H181ZM11 253H13V251L12 252H10V254ZM15 254L16 253H18V251L16 252H14ZM11 254V256H15V254ZM67 253H68V256H67ZM70 253V254H69ZM79 253H80V255H79ZM92 253V254H91ZM95 253V254H94ZM111 253L112 254H114L115 255V257H113V256H110L111 255ZM172 253H170L169 254V257H167V259L168 260H171L170 262H167L168 264H174V263H172V260H173V257H174V255L172 254ZM9 254V255H10ZM88 254V255H89ZM103 254H105L104 256H103ZM126 254V253H125ZM128 254V253H127ZM172 254V255H171ZM72 257H71V256ZM76 255H78L77 257H76ZM93 255H94V258H93ZM108 255V256H107ZM68 258H67V257ZM71 257V259H70V257ZM81 256L82 257H84L83 259L81 258ZM99 256H100V258H99ZM106 256V257H105ZM127 256V255H126ZM129 256H128V258H129ZM168 256V255H167ZM171 256V257H170ZM176 256V255H175ZM17 257H18V254H17ZM17 257H15V258H17ZM91 257V258H90ZM122 257V256H121ZM12 257H10V259H11ZM75 258H77V259H75ZM108 258H109V260H108ZM127 258V257H126ZM171 258V259H170ZM13 259V258H12ZM50 259L52 260V263H50V261H48L47 260V258L45 259V262L46 263H44V264H64V262L63 263H61V261L60 260H58L59 258H57V260H58V262H56L57 260L55 259V258H52V257H50ZM65 259H67L68 260V262L65 260ZM105 259V260H104ZM113 259V260H112ZM14 260V263L16 264L18 261H17V259H16V262H15V259H13ZM12 260V261H13ZM53 260H55V261H53ZM80 260V261H79ZM108 260V261H107ZM6 261V262H5ZM8 261V262H7ZM11 261V264L13 263ZM22 261H24V260H22ZM70 261V262H69ZM75 261V262H76ZM102 261V262H101ZM105 261V263H103ZM54 262V263H53ZM75 262H73L72 264H75ZM99 262H97V264H99ZM13 263V264H14ZM121 263V262H120ZM88 264V263H87ZM121 264H124L123 262L121 263Z\"/></svg>", "mask_w": 264, "mask_h": 264}]
</instances>
